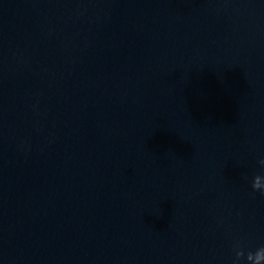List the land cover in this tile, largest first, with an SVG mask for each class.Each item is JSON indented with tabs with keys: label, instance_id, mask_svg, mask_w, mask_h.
<instances>
[{
	"label": "water",
	"instance_id": "obj_1",
	"mask_svg": "<svg viewBox=\"0 0 264 264\" xmlns=\"http://www.w3.org/2000/svg\"><path fill=\"white\" fill-rule=\"evenodd\" d=\"M261 161L264 0H0V264H264Z\"/></svg>",
	"mask_w": 264,
	"mask_h": 264
},
{
	"label": "clouds",
	"instance_id": "obj_2",
	"mask_svg": "<svg viewBox=\"0 0 264 264\" xmlns=\"http://www.w3.org/2000/svg\"><path fill=\"white\" fill-rule=\"evenodd\" d=\"M261 163H264V161H261ZM253 188L254 189H257L256 186H255V184H253Z\"/></svg>",
	"mask_w": 264,
	"mask_h": 264
}]
</instances>
